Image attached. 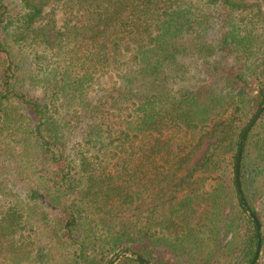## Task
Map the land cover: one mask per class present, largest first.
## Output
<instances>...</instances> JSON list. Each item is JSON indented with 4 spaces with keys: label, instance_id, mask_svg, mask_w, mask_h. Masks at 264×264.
<instances>
[{
    "label": "trees",
    "instance_id": "trees-1",
    "mask_svg": "<svg viewBox=\"0 0 264 264\" xmlns=\"http://www.w3.org/2000/svg\"><path fill=\"white\" fill-rule=\"evenodd\" d=\"M263 102L264 0H0V264H249Z\"/></svg>",
    "mask_w": 264,
    "mask_h": 264
},
{
    "label": "water",
    "instance_id": "water-1",
    "mask_svg": "<svg viewBox=\"0 0 264 264\" xmlns=\"http://www.w3.org/2000/svg\"><path fill=\"white\" fill-rule=\"evenodd\" d=\"M263 112H264V102L260 106L258 111L254 114V116L251 118V120L248 122V124L245 127V129L243 130V132L241 133L240 138H239V142H238L237 156H236L235 169H234L235 187H236V191H237L239 201H240L242 207L244 208V210L246 211V213L249 215V217L253 221L255 229H256L257 245H256V250H255L254 256H253V258L249 264H255L257 262L259 254H260L261 227H260V224L257 221L256 217L253 215V213L251 212L250 208L247 206V204H246V202L242 196V191H241V187H240V180H239V170H240L241 155H242V149H243V144H244L245 138ZM123 257L133 258L141 264H151V263L147 262L146 260L142 259L141 257H139L138 255H136L132 252H129V251H122V252L116 254L112 258L110 264H117V262Z\"/></svg>",
    "mask_w": 264,
    "mask_h": 264
},
{
    "label": "rangeland",
    "instance_id": "rangeland-1",
    "mask_svg": "<svg viewBox=\"0 0 264 264\" xmlns=\"http://www.w3.org/2000/svg\"><path fill=\"white\" fill-rule=\"evenodd\" d=\"M57 16L60 18V14L59 13H57ZM205 149H206V143L203 144V146L199 150L198 154L194 158L193 162H197V161H199L202 158V155H203V152H204Z\"/></svg>",
    "mask_w": 264,
    "mask_h": 264
}]
</instances>
